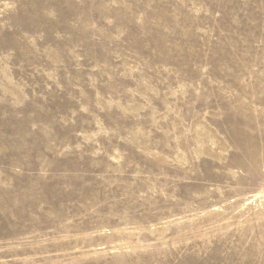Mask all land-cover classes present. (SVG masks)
Wrapping results in <instances>:
<instances>
[{
	"label": "rangeland",
	"instance_id": "obj_1",
	"mask_svg": "<svg viewBox=\"0 0 264 264\" xmlns=\"http://www.w3.org/2000/svg\"><path fill=\"white\" fill-rule=\"evenodd\" d=\"M0 264H264V0H0Z\"/></svg>",
	"mask_w": 264,
	"mask_h": 264
}]
</instances>
